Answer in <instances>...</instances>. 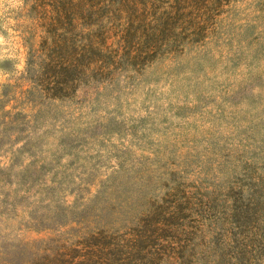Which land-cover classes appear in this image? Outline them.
Instances as JSON below:
<instances>
[{"label": "rangeland", "instance_id": "obj_1", "mask_svg": "<svg viewBox=\"0 0 264 264\" xmlns=\"http://www.w3.org/2000/svg\"><path fill=\"white\" fill-rule=\"evenodd\" d=\"M178 1L0 0V264L254 250L264 0ZM64 42L81 54L47 70Z\"/></svg>", "mask_w": 264, "mask_h": 264}, {"label": "trees", "instance_id": "obj_2", "mask_svg": "<svg viewBox=\"0 0 264 264\" xmlns=\"http://www.w3.org/2000/svg\"><path fill=\"white\" fill-rule=\"evenodd\" d=\"M185 1L186 0H179L178 5H180L181 3ZM187 1L195 2V0H187ZM133 3H137V0H121V11L123 13L127 12L128 10L132 11ZM62 19L64 18L60 17L58 18V21H61ZM58 48L61 50V52L63 49L64 53L66 52L67 53L66 55H63V56H58V55L52 56V54L46 55L47 70L49 68H54L55 66H57V64H59V61H57L58 58L64 59V60H73L81 54V53L76 52V50L73 47H71V45H68V44H65L62 49L60 47ZM70 63L72 62H69L68 65ZM260 209H261V206H253L252 210H253V213H255L254 216H252L254 217V224L249 228L248 235L250 236L246 237L247 239L249 238L248 240H250L251 247L254 248V250L252 252H249L247 250L249 246H246L245 244L240 245L239 248L236 246L234 247V251L232 255L229 254L227 255V260L224 259L225 264H238V260L241 259L240 256H244V254H242L244 252L246 253V255H249L252 257V261L250 262L251 264H264V220H262L261 218L262 214L260 212ZM136 243H138V240H135L133 242H130L129 244H126V247L125 245H123L122 249H119L117 247L118 244L116 243L109 245L106 248H96L94 250L87 248L89 250H86V253L88 254L89 258H87L86 261L93 262L96 264H138V262H133L132 260L133 256L140 252V248L138 244ZM253 254H254V257H253ZM184 260L185 259L181 258L180 260L181 263L182 261L184 263ZM151 263L152 262L148 260L146 263H141V264H151ZM74 264H82V262L81 263L77 262Z\"/></svg>", "mask_w": 264, "mask_h": 264}]
</instances>
